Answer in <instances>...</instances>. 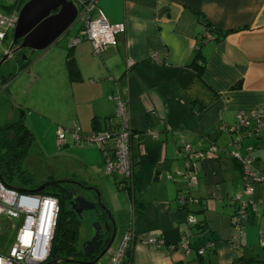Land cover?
Listing matches in <instances>:
<instances>
[{"label":"crops","instance_id":"0c3cea01","mask_svg":"<svg viewBox=\"0 0 264 264\" xmlns=\"http://www.w3.org/2000/svg\"><path fill=\"white\" fill-rule=\"evenodd\" d=\"M96 4L108 22L124 24L117 45L99 54L85 39L70 47L78 27L68 29L32 63L19 62L10 53L0 63V68L6 65L0 89L8 94L0 97L5 102L0 105V127L27 122L18 111L28 105L19 97L27 93L29 83L23 84L22 75L5 77L6 71L12 67L18 73L26 71L32 83L57 75L58 86L45 94L58 92L64 107L49 112L41 108L37 115L38 121L46 122L51 146L47 155L53 163L48 165L49 157L42 151L28 152L26 163L41 164L53 179L52 175H67L62 180L80 182L94 191L104 187L119 226L127 222L111 247L118 248L124 234L131 233L125 264H264V127L259 135L243 139L237 149L251 157L252 168L262 179L252 183V193L245 196L251 203L236 245L232 199L242 192L243 178L231 155L236 147L229 144L231 136L224 130L236 122L239 112L264 108V0H96ZM204 22L224 35L201 47L205 59L201 83L188 63L204 33ZM7 34L0 40V60L12 41L6 40ZM69 57L76 70L73 76L67 68ZM112 95L126 103L134 133L133 174L127 187L115 174L100 178L106 174L102 154L94 146L68 145L52 152L57 127L75 122L81 131H101L116 125ZM182 143L204 153L191 168L178 154ZM211 145L217 147L214 154L208 151ZM182 195L192 200L182 204L178 199ZM189 215L196 225L188 224ZM150 236L160 239L162 247L149 245ZM184 238L188 249L181 245ZM169 245L174 248L168 249ZM94 264H106L105 256Z\"/></svg>","mask_w":264,"mask_h":264},{"label":"built area","instance_id":"2783aa9c","mask_svg":"<svg viewBox=\"0 0 264 264\" xmlns=\"http://www.w3.org/2000/svg\"><path fill=\"white\" fill-rule=\"evenodd\" d=\"M77 9L75 23L79 24L78 35L70 41V47L85 39L90 41L92 52L99 54L109 46H116L118 37L124 32L123 23H110L99 10L96 0H72ZM18 19V9L10 13H0V40L12 31ZM206 37L210 38L207 33ZM115 104V116L118 118L116 125H111L105 130L81 132L75 122L56 130L55 144L61 149L70 144L76 146H94L103 158L102 169L104 174L119 176L127 187V182L133 174L131 160V140L134 135L128 123V107L117 95L111 96ZM264 127V108L252 110L249 114L239 112L236 122L225 127V131L231 136L230 145L236 150L231 152L232 157L239 163L242 171L243 190L236 194L232 201L234 212L232 215V243L238 242V236L242 231V221L246 216L247 205L251 203L246 195L252 193V183L262 179L258 171L252 168V159L248 155H241L237 150L245 138L259 135ZM153 137L156 131H149ZM208 151L217 152V147L211 145ZM178 154L186 159L188 167H193L203 157L204 153L194 149L188 143H182L178 148ZM193 175H196L194 173ZM167 177H171L167 174ZM192 181L196 180L193 176ZM184 204L189 197L183 195L178 198ZM133 205L131 210L133 213ZM59 211L58 199L53 196L39 195L8 187L0 178V219L4 216L8 222H12L13 234L6 253H0V264H40L46 262L50 252L51 241ZM133 217V214H132ZM21 218L22 223L16 227L13 220ZM187 222L190 226L197 224L195 217L189 215ZM131 233L127 231L118 248L110 247L105 253L106 264H124L126 250L130 247ZM147 243L160 248L163 242L154 236L147 239ZM264 244V240L261 241ZM181 245L188 249L189 242L182 239ZM207 244L206 246H209ZM167 248V247H166ZM169 245L168 249H173ZM205 246L198 249V254L204 252Z\"/></svg>","mask_w":264,"mask_h":264},{"label":"rangeland","instance_id":"374dc122","mask_svg":"<svg viewBox=\"0 0 264 264\" xmlns=\"http://www.w3.org/2000/svg\"><path fill=\"white\" fill-rule=\"evenodd\" d=\"M8 2H12V0H7ZM27 0H20L18 2L14 1L11 9H18L19 10V6H22ZM18 6L16 8H14L15 6ZM79 27L78 23H74L69 29H77ZM73 31V30H72ZM12 34L13 31H9V33L7 34L6 40L7 41H11L10 39L12 38ZM5 43H8V42ZM44 50H36L34 52H31L29 49H23L20 53H15V56L17 57L16 59H18V61L22 62L24 59L23 57H27L28 59V63H32L31 61L34 59ZM24 62V61H23ZM6 68V65L4 64L2 66V68H0V76H1V71L4 70ZM28 70H30V65L28 67ZM9 71L11 72V74L9 73ZM18 68H10L8 71H6V74L4 75L5 77H11V79H14L16 76L22 75V79L23 80V84L26 85V82L28 84L27 87V93H25V95L21 94L19 97V100L22 102V104H28L26 107L21 108L18 112L19 114L24 113L23 115L25 116V120L27 121L25 124L27 126H30V130L33 134V144L30 148V153H37V152H43V155L46 154V157H49L50 155H47L50 153V145L48 143V138H47V126H46V122L45 120H41L44 118H40L38 121V116L39 114H41V108L42 110H46V111H56L57 108H63L64 107V101L63 98L60 94H58V92H50L49 95H46L45 93L47 91H51V89H53V87L58 86V81L60 82V77H58L57 75L53 76V78L55 79H49L48 77L46 79L41 78L40 81H34L32 82H28V74L26 73V71L24 72H19L18 75ZM7 77V78H8ZM28 80V81H27ZM24 85V86H25ZM32 87V90L30 89ZM29 90H31V92H29ZM30 95H29V93ZM32 93V94H31ZM27 94V96H26ZM0 97H7L8 98V94L5 91H2L0 89ZM1 99V98H0ZM5 102L3 103V101L0 100V105L4 106ZM32 125V127H31ZM36 128V130L34 129V127ZM68 126V125H67ZM66 127V126H65ZM59 128H63V127H59ZM58 129V127H57ZM67 129V127L65 128V130ZM81 131V130H80ZM81 132H90V131H81ZM39 143V144H38ZM40 146V147H39ZM70 146L76 147V145L74 144H70ZM82 146V145H81ZM57 147L56 145L53 148L52 152H56ZM74 159H76V157H73ZM79 157H77L78 160ZM53 159L54 158H47V160H49L48 165L50 166L51 163H53ZM43 166L45 167V161L43 162ZM23 167L24 169H27V172L29 175H24V177L22 176V179L20 176H17L18 174L15 173L13 174L12 177H9L7 174L2 172V177L4 179V183L6 186L8 187H13V188H19V189H28V190H32L35 189V187H37L39 184H41L42 180H44L45 178H47V176L49 175H45V171L44 168H42L41 164H36V163H26V159L23 163ZM54 176L56 179L62 180L63 178H65V176L67 175H52ZM111 176V175H108ZM107 175H100V178L103 179H108ZM105 179V180H106ZM89 182V181H87ZM100 189L97 188L96 191H98L99 197H100V204L97 205L95 210L92 211H88L85 213V218L82 220L81 225H80V230L78 233V237H77V243L78 245H80L83 241H85L86 237H89V235H91L93 233V229L91 227V224L93 222H103L107 219L108 215L110 214L111 217L113 218L114 222L117 225V230L114 236V240L112 242V247L115 246L120 238V236L123 234L124 232V227L127 224V222L125 223V225H123L122 227H120V222L116 221V214L115 212H113L111 210V208L108 206V203L106 201V197H105V193H104V187H99ZM116 189V188H115ZM89 197L91 200H93L94 202L97 201V197L95 192H90ZM6 218L4 216L1 217L0 219V235L3 234V231H7L9 236L12 235V231L10 230L11 226H10V222H8V220H5ZM122 220V217L120 216V221ZM14 224L16 227H19L20 224L22 223V219L21 218H15L13 220ZM10 228H7L9 227ZM8 247V246H7ZM7 247L1 243L0 240V253L4 254L6 253ZM40 264H45V262H42ZM76 264H82V263H76Z\"/></svg>","mask_w":264,"mask_h":264},{"label":"water","instance_id":"95a60500","mask_svg":"<svg viewBox=\"0 0 264 264\" xmlns=\"http://www.w3.org/2000/svg\"><path fill=\"white\" fill-rule=\"evenodd\" d=\"M77 9L72 0H27L20 8L18 19L13 29L12 41L8 51L2 56L0 63L3 62L10 53H20L23 49L31 52L47 49L54 41L62 36L75 23ZM23 61H28L23 57ZM60 184L71 183L77 187L64 188L67 203L70 208L79 216L82 221L85 213L95 210L100 204L98 191L91 187H86L80 182L70 180H58ZM45 183L40 184L34 191L44 187ZM18 190L24 191V189ZM94 191L97 201L90 199L89 194ZM93 233L90 238L81 244L80 251L72 254V257L81 256L82 253H92L103 241L107 240L106 246L94 258L93 261H76L70 258L55 259L47 261L45 264L62 263H82L93 264L103 257L111 247L116 227L115 222L109 214L105 221L93 222L91 224Z\"/></svg>","mask_w":264,"mask_h":264},{"label":"trees","instance_id":"16d2710c","mask_svg":"<svg viewBox=\"0 0 264 264\" xmlns=\"http://www.w3.org/2000/svg\"><path fill=\"white\" fill-rule=\"evenodd\" d=\"M12 5V2L0 0V11L8 12L10 11ZM204 27V33L198 36L192 59L188 63V66L196 73V80L201 83H203L202 72L205 62L204 56L201 52V47L205 42L219 39L222 37V35H224V33H219L218 30L210 26L207 22H204ZM207 33L210 34V38L206 37ZM70 58L71 57H69L67 62V68L70 76H73L75 75L76 70L74 67V62ZM23 63L27 64L28 61ZM32 144L33 135L22 121L5 124L0 127V178L3 182L4 179L2 177V172L7 174L9 177H12L13 174L17 173V176H20L21 179L22 176L24 177V175H29L25 171L23 163L26 156L28 155V152L30 151ZM57 181L58 180L53 179V177L47 176V178L41 182V184L45 183L44 187L41 189L37 191H34V189H24V192L53 196L58 199L59 211L47 261H53L55 259L61 258H70L72 257L73 253L77 252L79 247L77 243V237L82 221L67 203V197L64 193V188H66V186L64 184L58 183ZM37 187H35V189ZM10 226L7 228H10L13 234L14 228L12 226V222H10ZM198 227L201 228V225H198ZM11 237L12 235L9 236L7 231H3V234L0 235L1 243L6 247L9 246ZM128 252L129 250L127 249L125 256L128 255ZM84 259L86 260V258ZM125 261L126 260H124V264Z\"/></svg>","mask_w":264,"mask_h":264},{"label":"flooded vegetation","instance_id":"af4514ba","mask_svg":"<svg viewBox=\"0 0 264 264\" xmlns=\"http://www.w3.org/2000/svg\"><path fill=\"white\" fill-rule=\"evenodd\" d=\"M14 1H17V0H12V3H14ZM20 0H18V2H19ZM16 7H18L17 5L14 7V8H16ZM20 8H21V6H19V10H20ZM13 9H11L10 11H8V12H3V11H0V13H10L11 11H12ZM19 10H18V13H19ZM70 206V205H69ZM92 235V234H91ZM91 235H89V237H86V239H85V241L86 240H88L89 238H90V236ZM84 242V241H83ZM82 242V243H83ZM81 243V244H82ZM81 244L79 245V247H78V250L77 251H80V249H81ZM106 244H107V240H105V241H103V243H101L100 245H99V247L98 248H95L94 249V251L92 252V253H82L81 254V256H78V257H70V259H74V260H76V261H92V260H94V258L102 251V249L106 246ZM84 258H86V260L84 259ZM62 264H76V263H62Z\"/></svg>","mask_w":264,"mask_h":264}]
</instances>
